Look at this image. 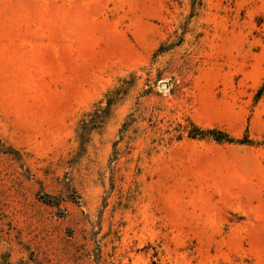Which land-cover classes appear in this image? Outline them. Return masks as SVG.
I'll list each match as a JSON object with an SVG mask.
<instances>
[{
	"label": "rangeland",
	"instance_id": "rangeland-1",
	"mask_svg": "<svg viewBox=\"0 0 264 264\" xmlns=\"http://www.w3.org/2000/svg\"><path fill=\"white\" fill-rule=\"evenodd\" d=\"M0 264H264V0H0Z\"/></svg>",
	"mask_w": 264,
	"mask_h": 264
},
{
	"label": "trees",
	"instance_id": "trees-1",
	"mask_svg": "<svg viewBox=\"0 0 264 264\" xmlns=\"http://www.w3.org/2000/svg\"><path fill=\"white\" fill-rule=\"evenodd\" d=\"M214 134L216 136L217 139L219 140H232L230 139V137H228V135H225V133H222L220 131H209V132H204V131H199L198 134L204 135V134Z\"/></svg>",
	"mask_w": 264,
	"mask_h": 264
},
{
	"label": "water",
	"instance_id": "water-1",
	"mask_svg": "<svg viewBox=\"0 0 264 264\" xmlns=\"http://www.w3.org/2000/svg\"><path fill=\"white\" fill-rule=\"evenodd\" d=\"M162 86H163V87H166V84H163Z\"/></svg>",
	"mask_w": 264,
	"mask_h": 264
}]
</instances>
